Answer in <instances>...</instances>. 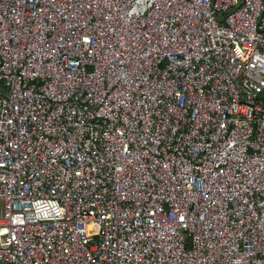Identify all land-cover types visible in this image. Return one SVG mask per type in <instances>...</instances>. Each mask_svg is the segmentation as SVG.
Wrapping results in <instances>:
<instances>
[{
	"label": "built area",
	"instance_id": "2783aa9c",
	"mask_svg": "<svg viewBox=\"0 0 264 264\" xmlns=\"http://www.w3.org/2000/svg\"><path fill=\"white\" fill-rule=\"evenodd\" d=\"M0 262L264 264V0H0Z\"/></svg>",
	"mask_w": 264,
	"mask_h": 264
},
{
	"label": "rangeland",
	"instance_id": "374dc122",
	"mask_svg": "<svg viewBox=\"0 0 264 264\" xmlns=\"http://www.w3.org/2000/svg\"><path fill=\"white\" fill-rule=\"evenodd\" d=\"M0 205H1V203H0ZM0 264H6V263H4V262H0Z\"/></svg>",
	"mask_w": 264,
	"mask_h": 264
}]
</instances>
